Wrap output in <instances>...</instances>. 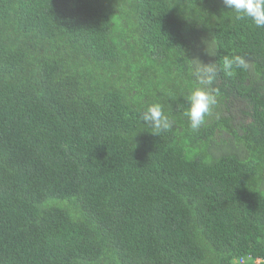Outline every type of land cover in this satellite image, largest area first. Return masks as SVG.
Segmentation results:
<instances>
[{
  "label": "trees",
  "instance_id": "trees-1",
  "mask_svg": "<svg viewBox=\"0 0 264 264\" xmlns=\"http://www.w3.org/2000/svg\"><path fill=\"white\" fill-rule=\"evenodd\" d=\"M235 54L191 130V60ZM0 264H264V27L222 0H0Z\"/></svg>",
  "mask_w": 264,
  "mask_h": 264
},
{
  "label": "clouds",
  "instance_id": "clouds-1",
  "mask_svg": "<svg viewBox=\"0 0 264 264\" xmlns=\"http://www.w3.org/2000/svg\"><path fill=\"white\" fill-rule=\"evenodd\" d=\"M226 9L232 10L237 19H250L256 27H264V0H222ZM205 51L209 56H215L216 50L211 40L203 41ZM191 74L194 77V86L185 97L188 105L184 115L189 120L191 130H198L217 104V90L213 84L220 71L232 76L236 69L247 70L248 60L245 56L235 54L223 58L222 67L218 68L216 62L203 63L199 59H192ZM139 119L149 125L152 134L159 136L168 131L174 121L164 114L162 105L154 103L139 113Z\"/></svg>",
  "mask_w": 264,
  "mask_h": 264
}]
</instances>
